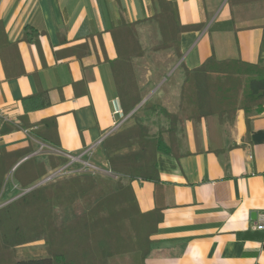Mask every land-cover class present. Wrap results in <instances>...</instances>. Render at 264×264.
<instances>
[{
	"label": "crops",
	"instance_id": "crops-1",
	"mask_svg": "<svg viewBox=\"0 0 264 264\" xmlns=\"http://www.w3.org/2000/svg\"><path fill=\"white\" fill-rule=\"evenodd\" d=\"M168 1L182 24L200 25L181 34L180 56L152 49L162 39L161 0H0V109L14 120L2 128L0 153L31 149L17 164L52 154L68 159L61 167L107 176L103 141L118 131L112 30L122 23L138 22L146 50L135 59L143 99L128 118L146 119L153 133L167 119L144 104L177 111L185 68L210 57L264 64V0ZM182 151L157 153L158 180L132 182L140 208L164 216L146 264H264V230L255 228L264 214V106L249 120L238 109L211 132L204 119L187 120ZM31 243L36 254L27 256L46 255L44 240Z\"/></svg>",
	"mask_w": 264,
	"mask_h": 264
},
{
	"label": "trees",
	"instance_id": "trees-1",
	"mask_svg": "<svg viewBox=\"0 0 264 264\" xmlns=\"http://www.w3.org/2000/svg\"><path fill=\"white\" fill-rule=\"evenodd\" d=\"M154 19L160 26L162 39L153 49L173 48L179 56L181 34L200 26L182 24L176 4L168 0H161V10ZM137 23H122L112 30L118 49L112 69L126 114L143 99L135 59L146 50L140 42ZM247 27L250 25L237 26ZM263 106L261 62L210 57L197 68H185L177 111H169L157 99L144 104L145 109L167 119L156 133L146 119L133 114V125L103 141L115 177L71 173L0 207V264H146L152 252V234L164 216L160 209L140 208L132 182L159 179L158 152L176 157L188 153L182 151L187 120L204 119L211 132L220 130L224 120L233 121L238 109H244L249 120ZM53 123L51 120L50 124ZM41 127L36 132L46 136ZM164 133L169 135V142ZM30 151L0 153V195L6 199L17 194L18 187H28L46 175L48 167L54 169L68 162L67 158L52 154L35 155L16 166ZM12 169L13 180L6 181V174ZM39 239L45 240V256L19 255L18 245Z\"/></svg>",
	"mask_w": 264,
	"mask_h": 264
},
{
	"label": "rangeland",
	"instance_id": "rangeland-1",
	"mask_svg": "<svg viewBox=\"0 0 264 264\" xmlns=\"http://www.w3.org/2000/svg\"><path fill=\"white\" fill-rule=\"evenodd\" d=\"M160 28V27H159ZM160 32H161V29H160ZM161 37H162V34H161ZM159 44V43H158ZM157 45V44H156ZM153 46H155V45H153ZM153 46H152V49H153ZM173 49V48H172ZM154 50V49H153ZM141 103V102H140ZM139 103V104H140ZM122 108H123V105H122ZM124 110V109H123ZM133 111V110H132ZM131 111V112H132ZM125 112V111H124ZM125 114H126V112H125ZM126 115H128V114H126ZM129 117V116H128ZM129 119V120H128ZM127 119V121L125 122V124H124V126H122V128H124V127H127V126H131V125H133L134 123H135V118L132 116V118H128ZM122 128H120V129H118V131L119 130H121ZM83 167H84V165H83ZM83 167H81L80 169H78V170H76V169H74L73 168V166H63V167H59V168H57V169H54V170H52V171H50V173L49 174H46V175H44L43 177H41L40 179H38V180H36L35 182H33L30 186H28V187H25V188H21V187H18V186H15L19 191H18V193L17 194H15L13 197H11V198H8V199H6L5 197H4V195H0V207H2L3 205H5V203L6 202H11L12 200H14L13 198H15L16 196H18L19 194H21L22 192H25V190L27 189V188H30L31 186H33V185H35V184H37L38 182H41L42 180H45L49 175H50V177L51 176H53V177H48V179L45 181V183L44 184H46V183H49V182H51V181H54V180H56V179H59V178H62V177H64V176H66V175H69V174H71V173H85V172H87V170H84L83 169ZM13 174H14V171L13 170H11L10 172H9V175H8V180H10V181H12L13 180ZM109 174H111V173H109V171H107L106 172V175L107 176H109ZM110 177H115V175H114V173L112 172V174L110 175ZM6 179V178H5ZM44 184H42V185H44ZM41 186V185H40ZM12 191V190H11ZM17 198V197H16ZM15 198V199H16ZM12 199V200H11ZM9 200H11V201H9ZM7 204V203H6ZM39 240H44V239H39ZM35 241H38V240H35ZM32 242H34V241H32ZM30 243V242H29ZM38 245H33V243H31V245L30 244H28V243H24V244H21V245H18L17 246V251H18V253H19V255H21V256H25V257H28L27 255L30 253V254H36V252H34V250H35V248L37 247ZM44 246H45V240H44ZM33 249V250H32ZM30 250H32L33 252L31 253L30 252Z\"/></svg>",
	"mask_w": 264,
	"mask_h": 264
},
{
	"label": "built area",
	"instance_id": "built-area-1",
	"mask_svg": "<svg viewBox=\"0 0 264 264\" xmlns=\"http://www.w3.org/2000/svg\"><path fill=\"white\" fill-rule=\"evenodd\" d=\"M112 109H113V116H114V126H113L112 131H115V130L122 128V126H124L125 122L128 119V115L125 114L119 97H115L112 99ZM8 123L9 124L14 123L13 118H11L4 110L0 109V143L2 140V128L5 124H8ZM83 169L87 170V172L85 173H92V174L99 173L98 169H95L91 166L84 165ZM109 173L112 174L111 170H109ZM111 174H109V176ZM48 177H50V175ZM48 177L46 179H48ZM259 221L260 222L255 225V228L258 230H264V214L261 215Z\"/></svg>",
	"mask_w": 264,
	"mask_h": 264
},
{
	"label": "water",
	"instance_id": "water-1",
	"mask_svg": "<svg viewBox=\"0 0 264 264\" xmlns=\"http://www.w3.org/2000/svg\"><path fill=\"white\" fill-rule=\"evenodd\" d=\"M28 157H30V156H28ZM28 157H26L25 159H27ZM23 160H24V159H23ZM23 160H22V161H23ZM22 161H21V162H22ZM19 163H20V162H19ZM19 163H18V164H19ZM18 164H17V165H18ZM46 180H47V179L42 180L41 182H38L37 184L31 186L30 188H27V189L25 190V192H22L21 194H19V195L16 196V197H19V196L25 194L26 192H28V191H30V190H32V189H34V188H36V187H38V186L44 184ZM16 197H15V198H16ZM15 198H13V199H15ZM11 200H12V199H11ZM11 200H9V201H11ZM6 203H8V202H6ZM6 203H5V204H6Z\"/></svg>",
	"mask_w": 264,
	"mask_h": 264
}]
</instances>
